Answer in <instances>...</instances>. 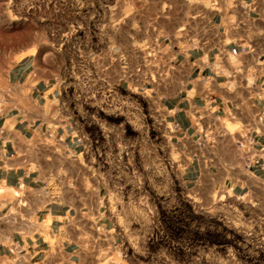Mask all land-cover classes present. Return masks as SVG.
I'll return each instance as SVG.
<instances>
[{
    "label": "crops",
    "instance_id": "obj_1",
    "mask_svg": "<svg viewBox=\"0 0 264 264\" xmlns=\"http://www.w3.org/2000/svg\"><path fill=\"white\" fill-rule=\"evenodd\" d=\"M91 3L104 17L79 8L58 44L36 16L28 46L0 49V264H135L85 158L82 110L103 90L162 110L186 189L264 210L244 155L264 144V0ZM78 83L92 97H70Z\"/></svg>",
    "mask_w": 264,
    "mask_h": 264
},
{
    "label": "rangeland",
    "instance_id": "obj_2",
    "mask_svg": "<svg viewBox=\"0 0 264 264\" xmlns=\"http://www.w3.org/2000/svg\"><path fill=\"white\" fill-rule=\"evenodd\" d=\"M79 8L86 19L105 14L91 0H0V49L28 46L36 16L37 37L48 31L58 44ZM67 94L92 97L93 89L78 83ZM101 94L86 99L82 110L89 138L85 158L102 180L105 202L123 233L122 253L135 264H264L261 206L207 193L205 185L186 189L170 128L155 102Z\"/></svg>",
    "mask_w": 264,
    "mask_h": 264
},
{
    "label": "built area",
    "instance_id": "obj_3",
    "mask_svg": "<svg viewBox=\"0 0 264 264\" xmlns=\"http://www.w3.org/2000/svg\"><path fill=\"white\" fill-rule=\"evenodd\" d=\"M245 161L248 164L256 163L264 166V144H262L253 154L251 146L245 147ZM24 205V204H23Z\"/></svg>",
    "mask_w": 264,
    "mask_h": 264
}]
</instances>
